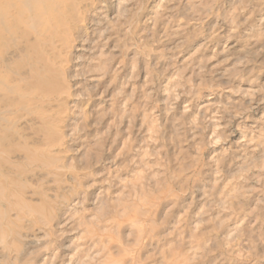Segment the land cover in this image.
I'll use <instances>...</instances> for the list:
<instances>
[{
  "label": "rangeland",
  "instance_id": "rangeland-1",
  "mask_svg": "<svg viewBox=\"0 0 264 264\" xmlns=\"http://www.w3.org/2000/svg\"><path fill=\"white\" fill-rule=\"evenodd\" d=\"M69 15L12 53L37 88L0 103V264H264V0Z\"/></svg>",
  "mask_w": 264,
  "mask_h": 264
},
{
  "label": "bare ground",
  "instance_id": "bare-ground-1",
  "mask_svg": "<svg viewBox=\"0 0 264 264\" xmlns=\"http://www.w3.org/2000/svg\"><path fill=\"white\" fill-rule=\"evenodd\" d=\"M75 4L76 0H0V103L5 102L11 106L21 104L22 100L27 98V93L37 88L30 78V73L35 69L31 65L34 59L32 52L29 54L24 52L22 57L16 58L17 63L14 65L12 53L15 52V47H18L16 50L19 51L27 42L28 46L32 44V47H41V40L39 38L34 40L36 32L57 33L62 26L69 25L67 17L70 18L69 13ZM45 58L43 51L42 59ZM37 69L38 75L43 77L41 68ZM31 100L34 99L30 98ZM8 123L10 122L7 119L0 116V127L6 129ZM2 130L1 128L0 133ZM10 137L11 133H7L5 139L10 140ZM12 137L15 139L13 135ZM0 148H6L1 138ZM2 180L3 177H0V181ZM5 180L6 185L1 188L2 201L11 199V196L13 198L15 190L12 187L17 183L16 179ZM20 205L28 207L31 203L22 198ZM6 218L8 217L5 216L4 219Z\"/></svg>",
  "mask_w": 264,
  "mask_h": 264
}]
</instances>
